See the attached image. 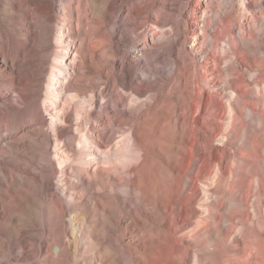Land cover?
Listing matches in <instances>:
<instances>
[{"label": "bare ground", "instance_id": "obj_1", "mask_svg": "<svg viewBox=\"0 0 264 264\" xmlns=\"http://www.w3.org/2000/svg\"><path fill=\"white\" fill-rule=\"evenodd\" d=\"M54 1L0 0V14L6 13L0 16V152L4 158L14 149L17 135L33 134V151L52 145L51 158L31 164L32 178L17 188L13 162H0L6 184L0 187V264H72L71 241L83 233L86 264H128L131 257L140 264H189L190 254L193 264H264V103L243 71L247 60L231 32L235 19L226 13L219 20L226 40L218 58H212L214 42L196 62L185 47L192 21L181 18L180 27L176 20L157 37L155 28L141 30L150 18L147 2L160 25L162 0H64L55 55L65 60L53 59L48 69L44 48L58 11ZM115 15L124 27L113 34ZM131 28L139 31L130 34ZM138 37L143 43L126 53V43ZM72 75L63 90L75 97L107 78L108 106L84 113L69 96L61 98L57 81ZM16 102L32 109L28 129L17 120ZM91 116L99 138L60 126ZM124 126L128 134L114 141ZM198 138L203 142L196 146ZM62 164L63 175L53 182ZM36 196L42 221L28 215ZM76 210L86 216L74 226L69 213ZM144 242L149 251L136 255ZM96 246H104L99 257L90 254Z\"/></svg>", "mask_w": 264, "mask_h": 264}, {"label": "rangeland", "instance_id": "obj_2", "mask_svg": "<svg viewBox=\"0 0 264 264\" xmlns=\"http://www.w3.org/2000/svg\"><path fill=\"white\" fill-rule=\"evenodd\" d=\"M55 7L58 10L54 16V19L51 21L50 25L53 28L52 35L49 38L48 44L45 45L44 51L47 54V63L46 66L49 69L52 67V61L53 59H56V61L59 60H65V56L62 54L55 55L57 50H60L61 48L58 46V38L59 32L61 31V28L63 26L62 22V16L59 12V10L62 9L64 0H55ZM162 11L165 15V17L162 19L159 26H156L154 21H152L151 16H153L154 11L152 9L151 3H146V10L148 15L150 16L147 24L140 27L143 29H151L155 28L156 30V37L162 34H166L169 29L170 23H175V21H178V25L181 27L182 22L180 19L188 20L190 22V30L188 31L186 36V42L185 47L190 54V57L196 60V62H200L202 60L203 56L207 54V52L210 50L212 44L215 42L216 44V50L212 56V58H218V55L221 50H223V43L226 40L224 38L225 35V29L224 26L222 27L220 25L219 20L224 16V14L229 13L235 20L233 22V25L231 26V32L235 39L237 47L241 50L242 55L246 58L247 63L243 65V71L246 73V77L250 81V88L253 90H256V94L261 96L257 98V101L260 102V104L264 103V0H162L161 3ZM176 10V18L173 16H170V13ZM3 11L0 16L4 17L6 16V13ZM188 12V13H187ZM186 13L187 16H183L182 14ZM181 14V17H180ZM168 18H167V17ZM179 16V17H178ZM191 18V19H190ZM111 31L113 34L118 33L120 27H124V21H122V18L120 15H115L112 23L110 24ZM219 28V29H218ZM217 29L219 31H217ZM132 30H138L131 28L129 30L130 34H134ZM183 30H181L182 32ZM155 37V38H156ZM148 40L151 44L155 43V39H153V36L151 35V32L149 34ZM77 40H71L69 42L70 45H72ZM144 41L143 37H138L136 39H131L130 42L126 43L125 52L126 53H132L135 51L137 46L142 44ZM183 44H179L176 48H178L179 52L183 54ZM119 57H116L115 62H119ZM126 61V59H125ZM251 63V64H250ZM227 62L220 61V65L222 67H225ZM249 65V66H248ZM251 65V66H250ZM67 68V67H66ZM190 66L185 63V65H182L181 72L185 74L184 80L185 82L188 79V72ZM1 71V70H0ZM49 72V71H48ZM48 72L46 71L44 73L45 76H47ZM73 70L68 69V74H72ZM73 80V75L71 78H63L57 81V87L61 89L60 97L65 99L68 98L67 101L74 102L76 104H79L81 110L86 113L88 111L95 113L97 110L100 109V107H106L108 106V99H109V92L107 89V78H103L101 82L92 90H88L85 92L84 95L75 97L76 94L75 91L69 90L65 91L63 89L66 88V85H68ZM104 83V84H102ZM65 87V88H64ZM65 91V92H64ZM105 92V93H104ZM210 93V92H209ZM207 92V94H209ZM104 94V95H103ZM204 94L205 91H204ZM103 95V96H102ZM222 95V94H221ZM8 96H11L10 93ZM63 96V97H62ZM71 96V97H70ZM94 99V103H91V99ZM223 101L226 100V97H223ZM61 99L62 102L64 100ZM52 103L51 101H49ZM66 102V103H67ZM19 111L18 119L22 121V127L24 129L29 123V117L31 116L32 109L29 107H26L22 104H19L16 102V112ZM58 111H60L58 109ZM69 110H65V113H69ZM45 113V112H42ZM205 117H209L208 114H204ZM82 117H79L77 119H74L70 122H63L60 121V126L64 129H67L69 131L78 132L80 134H84L85 132L89 131L96 135V137H100L99 130L100 127L96 126L93 128V126L90 124V121H93V116L90 117L89 120H82ZM81 120V121H80ZM97 125L100 124V122H96ZM46 130L48 129V125L44 127ZM83 128V129H82ZM84 132H83V131ZM129 129L127 126H124L122 131L115 137L114 141L119 142L123 140L124 137L128 134ZM2 133L3 130L0 128V144H3L4 141L2 140ZM219 136H217V140H215V143H220ZM34 135L31 134L27 137V139L23 140L20 135L16 136V147L14 146V149H9L8 154L5 155L3 158L1 152H0V162L3 160H6L7 162H13V165L16 167V184L13 185V187L18 185L22 182V179H24L25 183H29L30 178H32V175L30 174V165L33 166H39L41 162H43V158L50 159L51 155H48L50 150L52 149L51 143H44L40 147L36 148L35 151L32 150V147L34 146ZM114 141L109 144V149L113 146ZM50 142V141H49ZM203 142L202 138H198L195 140V145L198 146ZM63 141H61V144ZM75 144H79L78 140H74ZM123 142H121V145ZM50 148V149H49ZM79 154L75 153L72 155L74 160H77ZM16 157V160H15ZM28 158H32L31 163L28 162ZM59 172L56 173V176L51 175L50 179L53 182H56L57 177L63 175V172H60L65 167V164L59 165ZM213 175V174H212ZM68 178V176H66ZM32 184L35 183V186H37V183L35 180H31ZM66 182V180H63ZM0 187H6L5 181L0 179ZM39 196H36V198L31 202V206L33 207V210L29 212V216H39L40 221L43 219V213L38 211V204L39 202ZM72 223L74 226L76 222L85 220V214L80 211L76 210L72 213H69ZM67 217V215H65ZM135 247V244H132ZM148 243L144 242L141 248H138L136 255H144L149 251ZM89 247L88 239L83 233L78 238L74 239V241H71V249L76 251L75 259L72 261V264H86L83 257L86 256V250ZM104 246H96L95 251H90V254L93 256L99 257L102 253ZM133 256V255H132ZM96 264H116V262H105L100 263L98 260H96ZM128 264H140L138 263L133 257L130 258L128 261ZM193 264V256L190 254V263Z\"/></svg>", "mask_w": 264, "mask_h": 264}]
</instances>
